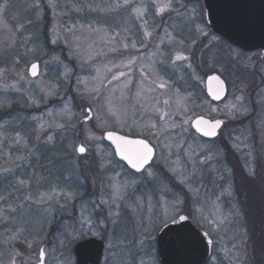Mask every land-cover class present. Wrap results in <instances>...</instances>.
Listing matches in <instances>:
<instances>
[{
  "label": "rangeland",
  "instance_id": "rangeland-1",
  "mask_svg": "<svg viewBox=\"0 0 264 264\" xmlns=\"http://www.w3.org/2000/svg\"><path fill=\"white\" fill-rule=\"evenodd\" d=\"M117 3L122 0H0V264H9L13 245L22 253L16 264H36L40 248L46 264H74L71 248L61 245L63 233L87 219L107 237L100 264H159L152 223L176 195L159 176H129L114 164L96 121L80 122L89 97L108 130L147 136L158 162L184 180L187 191L191 187L193 201L183 207L204 217L202 229L213 239L207 264H264V54H242L220 41L200 0H174L176 11L163 14L152 0H131L146 6L142 18ZM178 53L188 59L175 60ZM32 62L40 64L35 78L26 70ZM119 72L126 75L112 80ZM211 73L227 85L221 102L204 94ZM94 87L99 92L91 93ZM45 90L57 94L46 96ZM65 104L70 117L61 114ZM197 116L226 120L223 132L245 173L243 189L250 186L249 200L238 199L241 183L223 149L192 135L190 122ZM78 142L86 148L83 156L75 151ZM79 168L99 178L100 186L90 179L93 193ZM126 182L123 199L113 202L115 186ZM251 206L263 221L262 238L254 240L247 230V222L258 219Z\"/></svg>",
  "mask_w": 264,
  "mask_h": 264
},
{
  "label": "snow or ice",
  "instance_id": "snow-or-ice-1",
  "mask_svg": "<svg viewBox=\"0 0 264 264\" xmlns=\"http://www.w3.org/2000/svg\"><path fill=\"white\" fill-rule=\"evenodd\" d=\"M38 6V5H37ZM152 6L155 9L157 14H163L168 11H176L174 8V0H152ZM115 7H131L132 12L135 13L137 18H142L146 12V6L141 4L140 6H133L131 4V0H122L121 3H117ZM5 10V5H0V13ZM98 31V29L96 30ZM145 36H150L151 33L145 31ZM170 35V34H169ZM206 35V33H205ZM55 43V41H53ZM132 48L136 47V43H132ZM125 48L128 47L127 44L124 45ZM114 51V50H113ZM79 52V49L77 50ZM88 59H91V56H88ZM188 57L183 56L181 54H177L175 56V60H187ZM135 63V57L130 59L126 67ZM27 72L31 77H38L40 75V64L39 62H32L30 67H27ZM2 70H0V75H2ZM143 74V73H142ZM124 72H119L117 75L112 77V80H117L122 76H125ZM24 79V77H21ZM209 81V92L216 98H219L217 92L213 91L211 88V82L216 81L218 85L222 88L223 81L220 79L218 75H212L208 77ZM111 83V81H109ZM158 87L164 88L165 85L163 83L158 84ZM91 93L99 92V88H92L90 90ZM46 96H55L57 93L53 90H45ZM237 99H241V97H237ZM94 97H89L87 107L84 108V120L91 121L95 120L96 123L94 127L100 128L103 131V135L107 138V140L112 141L115 144V154L119 155L120 158L126 162V164L132 169L135 170V173H139L141 176H145L147 178H156V173L154 169H156L158 161L155 159L156 157V149L149 142V138L145 136L144 138H130L127 135H119L114 130H108L107 122L99 115L95 114V110L92 107ZM181 103V100L177 101ZM32 103H38V101L33 100ZM167 104L168 101L165 100ZM109 111L115 115V112L112 111L111 107H109ZM61 114L69 115L70 117V108L67 104L64 105V108L61 110ZM119 119V117H117ZM223 123L221 120H216L214 123L204 120L203 118H197L195 120V127L198 132H201L204 136H216V129ZM201 125H208L207 128H202ZM44 124H41V129L44 128ZM55 127H63V124L57 123ZM151 127H155V125H151ZM50 139V137H49ZM75 151L84 154L86 152V148L83 145L76 147ZM134 173V174H135ZM175 175V173H173ZM136 181L133 179L130 183L134 184ZM180 184H185L184 180H179ZM20 184H24V181H20ZM128 187V183L126 182L123 185L115 186L114 192L112 195L113 202L116 199H123L125 194V190ZM188 191H192L191 187H188ZM69 199L72 198L73 193H67ZM51 196H48V199L51 200ZM26 199H31V196L26 197ZM43 200V195L41 197V201ZM37 201V202H41ZM101 203H108V201H101ZM184 198L182 193L177 194L173 201L165 203V211L157 216V221L152 223V227L156 230H167V231H176L179 232L180 228H183L186 223L195 222L201 228L204 227V217L200 215V218L197 219L198 212L196 211H185L184 207ZM61 208L64 205H60ZM0 214H2V210H0ZM111 215V213H109ZM222 222V221H221ZM103 225V221L100 222ZM170 225H179V228L173 229ZM106 227V225H104ZM96 225L90 219L81 221L78 225H73L70 229L65 230L63 233L64 239L61 240V245L66 248H71L73 245H77L84 250H90L91 246L95 244L97 239L104 240L107 237L102 235L98 231H93ZM203 236L208 237L209 233L207 231L202 233ZM18 238V233L13 234L10 237V241H15ZM65 240L67 243L65 244ZM27 243V246L31 248L33 245L30 242L23 241ZM208 243L211 244L212 241L209 239ZM14 255L11 257L9 264H16V257L22 255L17 249H15L13 245ZM46 256L47 252L44 248H40L38 252V260L37 264H46Z\"/></svg>",
  "mask_w": 264,
  "mask_h": 264
},
{
  "label": "water",
  "instance_id": "water-1",
  "mask_svg": "<svg viewBox=\"0 0 264 264\" xmlns=\"http://www.w3.org/2000/svg\"><path fill=\"white\" fill-rule=\"evenodd\" d=\"M200 1L203 6L205 22L212 33L243 51H264V0ZM28 75L30 76L29 73ZM212 75L217 74L211 73L204 78V91L210 101L217 103L225 98L226 86L223 83L221 88L216 81H212L211 88L219 95V98L214 97L209 92L208 77ZM197 118H203L212 123L220 119L209 120L198 116L190 122L191 129L200 137L208 140L213 139L215 136H204L196 130L195 120ZM222 124L216 131L219 130ZM201 127L207 128L208 125H201ZM103 138L115 151V144L107 140L105 136ZM116 157L126 163L119 155H116ZM170 227L177 229L179 225H170ZM202 233L203 231L193 227L190 223H186L183 228H180L179 232L158 230L155 239L158 263L206 264L211 253V244L208 243L209 238L203 236ZM102 248L103 243L98 239L91 246V249L87 251L77 245H73L74 264H100Z\"/></svg>",
  "mask_w": 264,
  "mask_h": 264
},
{
  "label": "flooded vegetation",
  "instance_id": "flooded-vegetation-1",
  "mask_svg": "<svg viewBox=\"0 0 264 264\" xmlns=\"http://www.w3.org/2000/svg\"><path fill=\"white\" fill-rule=\"evenodd\" d=\"M229 46V45H228ZM229 47H231V46H229ZM232 49L234 48V49H236V50H238L239 52H241L242 54H251V53H259L260 54V58H262V56H263V54H264V51H261V50H255V51H250V52H245V51H242V50H240V49H238V48H236V47H231ZM257 68H259V67H256L254 70H253V72H255V71H257V74H259V72H258V70H257ZM255 74H256V72H255ZM225 85H226V83H225ZM226 89H227V85H226ZM205 94V93H204ZM226 96H227V93H226ZM225 96V97H226ZM207 97V96H206ZM210 101V100H209ZM211 102V101H210ZM212 103H214V102H212ZM220 120H222L223 121V124H222V126L219 128V130L217 131V135L213 138V139H204V138H202V137H200L198 134H196L192 129H191V127H190V129H191V131H192V135L194 136V138H196V139H198V140H201V141H204V143H210V144H213V143H217L218 144V146H219V148L221 147L222 149H223V151H224V154H225V157H226V159L228 158V155L226 154V152H225V149H226V147L227 148H229V150L230 151H232V148H231V145H230V141H229V139L227 138V137H229V135L227 134V133H224L223 132V129L224 128H226L228 125L226 124L227 122H226V120H224V119H220ZM80 122H86V121H84V118L82 119V121H80ZM115 131V130H114ZM78 132H79V130H78ZM116 133H118V134H120V135H125V134H122V133H119L118 131H115ZM101 136H102V144L106 147V149H108V150H110L111 151V153H112V155H113V158H114V164H116V165H120V167H122V168H124L126 171H128V174H129V176H141L139 173H135V170H132L126 163H124V162H122L121 160H119L117 157H116V155H115V151H114V149L104 140V138H103V131H102V134H101ZM130 138H144V137H141V136H129ZM150 142V141H149ZM151 143V142H150ZM152 144V143H151ZM78 145H81L79 142H78V144H77V146ZM153 146H154V144H152ZM76 146V147H77ZM155 149H156V156H157V148H156V146H155ZM76 153L78 154V155H82L83 156V154H79L77 151H76ZM68 158V157H67ZM82 158V157H81ZM70 159V158H69ZM155 159L157 160V157H155ZM86 160H88V158H86ZM158 161V160H157ZM228 166H229V168H230V164L227 162L226 163ZM205 169H207V167L205 168ZM83 170V169H82ZM81 170V168H79L78 169V171H79V175L78 176H81L82 178V180H83V182L85 183V186L87 187L86 188V191L88 190L89 192L91 191L90 190V186L92 185L91 183H90V179L92 178V176H89V175H85L84 174V171H82ZM202 170H204L203 168H200V167H195V171H198V172H200L201 174H205V176H210V172L209 173H206V172H203ZM87 171H90L89 169L87 170ZM102 173H105V171H101ZM154 172L156 173V176H159V178H161V180H163V181H165L166 183H167V185H168V188L169 189H171V191H169L170 193H174L175 195H177V194H181L182 193V195H183V198H184V204L186 205V206H190V204H191V202L193 201V196L191 195V194H189V192L187 191V189L185 188V186H183L182 184H180L178 181H177V179L174 177V175L171 173V171L170 170H168L167 169V167L163 164V163H161V162H158V164H157V167H156V169H154ZM135 173V174H134ZM48 174H46L45 176H47ZM98 175L100 176V171H99V173H98ZM101 177V176H100ZM93 180H95V184H96V186H100V183H99V178L98 177H96V178H92V181L91 182H93ZM97 180H98V182H97ZM151 188V185L149 186V187H147L146 188V190L147 189H150ZM92 192V191H91ZM155 192L156 191H154L153 189H151V195H154L155 194ZM93 193V192H92ZM145 193H147V194H149L148 193V191H146ZM186 211H193L192 209L190 210V209H186ZM193 227H195V228H197L198 230H201V231H203V232H205V230H203L202 228H200V226L199 225H197L194 221L193 222H191L190 223ZM157 232H158V230L156 231V234H155V237H154V247H155V255H156V257H157V254H156V243H155V239H156V235H157ZM208 238L212 241V243H211V253H210V255L212 256V253H213V239L208 235ZM98 240H100V241H102V243H103V248H102V254H101V257H102V255H103V249H104V241L103 240H101V239H98ZM73 247V246H72ZM72 247H71V253H72V255H73V252H72ZM74 258V257H73Z\"/></svg>",
  "mask_w": 264,
  "mask_h": 264
},
{
  "label": "trees",
  "instance_id": "trees-1",
  "mask_svg": "<svg viewBox=\"0 0 264 264\" xmlns=\"http://www.w3.org/2000/svg\"><path fill=\"white\" fill-rule=\"evenodd\" d=\"M225 152L228 155V158H227L228 163L233 168L234 172H236L235 173L237 175L236 177H237L238 181L241 183L240 189L238 187L236 188L238 199L243 200V199H245L246 196H248L247 198L249 200L250 195H249L248 189L250 188V186L246 185L245 189H243L244 187L242 186L243 184L244 185L246 184V180L244 178L245 173H243L242 170L240 169L239 164L237 163L235 157L233 156L232 151H230L229 148L226 147ZM238 190H241V192L238 191ZM242 191L244 192V196H243V192ZM253 197L256 199V196L253 195ZM251 207H252V210L250 209V212H252L251 215L255 216V214H256L257 217L256 216L255 217L258 218V219L256 221L252 222V224L251 223L249 224V222L246 221L248 223L247 230H249L250 232L252 231V234H251L252 235V239L253 238H255V239L258 238L259 239V238H262L260 236V232L261 233L263 232V221L261 220V217L259 215H257V213H256L257 208L255 206H251ZM245 220H247V219H245ZM260 247L263 248V246H260ZM261 251L264 254V248Z\"/></svg>",
  "mask_w": 264,
  "mask_h": 264
}]
</instances>
